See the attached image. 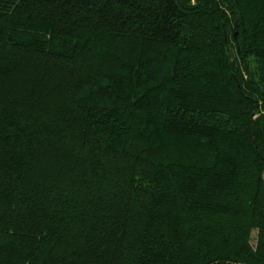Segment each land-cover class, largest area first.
I'll list each match as a JSON object with an SVG mask.
<instances>
[{
    "label": "trees",
    "instance_id": "1",
    "mask_svg": "<svg viewBox=\"0 0 264 264\" xmlns=\"http://www.w3.org/2000/svg\"><path fill=\"white\" fill-rule=\"evenodd\" d=\"M0 264H264V0H0Z\"/></svg>",
    "mask_w": 264,
    "mask_h": 264
}]
</instances>
